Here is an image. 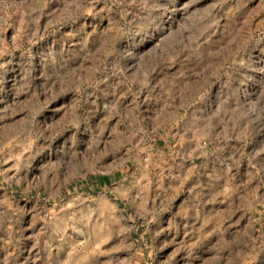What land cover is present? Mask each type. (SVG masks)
Returning a JSON list of instances; mask_svg holds the SVG:
<instances>
[{
    "label": "rangeland",
    "instance_id": "374dc122",
    "mask_svg": "<svg viewBox=\"0 0 264 264\" xmlns=\"http://www.w3.org/2000/svg\"><path fill=\"white\" fill-rule=\"evenodd\" d=\"M0 264H264V0H0Z\"/></svg>",
    "mask_w": 264,
    "mask_h": 264
},
{
    "label": "trees",
    "instance_id": "16d2710c",
    "mask_svg": "<svg viewBox=\"0 0 264 264\" xmlns=\"http://www.w3.org/2000/svg\"><path fill=\"white\" fill-rule=\"evenodd\" d=\"M104 180H105V182H107L109 179L108 178H105Z\"/></svg>",
    "mask_w": 264,
    "mask_h": 264
}]
</instances>
